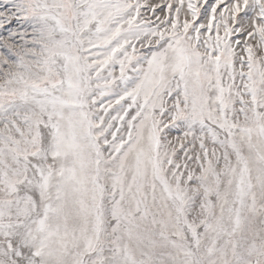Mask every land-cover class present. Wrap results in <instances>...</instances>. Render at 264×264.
<instances>
[{
    "label": "snow or ice",
    "instance_id": "obj_1",
    "mask_svg": "<svg viewBox=\"0 0 264 264\" xmlns=\"http://www.w3.org/2000/svg\"><path fill=\"white\" fill-rule=\"evenodd\" d=\"M0 264H264V0H0Z\"/></svg>",
    "mask_w": 264,
    "mask_h": 264
}]
</instances>
